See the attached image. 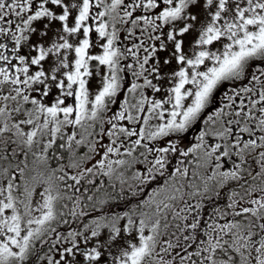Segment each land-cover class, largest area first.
<instances>
[{"label": "snow or ice", "instance_id": "snow-or-ice-1", "mask_svg": "<svg viewBox=\"0 0 264 264\" xmlns=\"http://www.w3.org/2000/svg\"><path fill=\"white\" fill-rule=\"evenodd\" d=\"M0 264H264V0H0Z\"/></svg>", "mask_w": 264, "mask_h": 264}]
</instances>
